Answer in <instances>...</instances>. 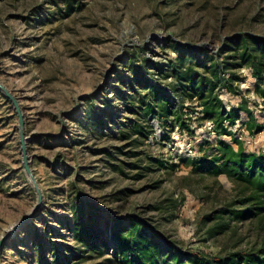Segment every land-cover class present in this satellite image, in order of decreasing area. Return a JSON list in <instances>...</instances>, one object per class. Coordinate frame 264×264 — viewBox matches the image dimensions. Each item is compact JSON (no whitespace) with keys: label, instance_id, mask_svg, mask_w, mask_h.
I'll use <instances>...</instances> for the list:
<instances>
[{"label":"rangeland","instance_id":"obj_1","mask_svg":"<svg viewBox=\"0 0 264 264\" xmlns=\"http://www.w3.org/2000/svg\"><path fill=\"white\" fill-rule=\"evenodd\" d=\"M246 37L264 41V0H0V80L43 193L0 264H264V44ZM203 58L234 123L179 98L173 71ZM22 159L0 89V238L38 200Z\"/></svg>","mask_w":264,"mask_h":264},{"label":"trees","instance_id":"obj_2","mask_svg":"<svg viewBox=\"0 0 264 264\" xmlns=\"http://www.w3.org/2000/svg\"><path fill=\"white\" fill-rule=\"evenodd\" d=\"M243 40H246V44L247 46H249L251 43H258L264 44V41H261L255 37H246ZM239 42L241 41L238 40ZM234 45H237L238 42L235 40ZM246 54L248 53V50H245ZM246 54H244V56H246ZM251 58V56L248 58L247 61H244L242 63V65H251L254 73L257 76L261 75V71H260V63L262 61H249ZM196 68L193 70V68H185V71H177L174 70L173 71V77L175 78V81L173 82H178L177 86L180 88V97L181 100H183L184 97H189L192 100L197 99L200 103V106H202L203 108V113L204 116L203 118L206 120H211L213 121V123H215L216 125L218 124H224L226 120H228L231 123H234L237 119H238V114L239 111L243 110L242 108H235V107H231V109H227L226 106H223V103L221 101V99L219 98V93H216V101H218L220 103V110L219 111H215L214 107H211L209 105L210 101L212 99H210V96L215 92V90L218 87H221L220 85H215L213 84V82L216 80L219 82H221V79L217 78V75H219V70H218V66H215L214 68L210 67L209 65V61L208 59H198L197 65L195 66ZM229 67H226V69H228ZM178 69V68H177ZM180 70V68H179ZM213 70L214 73H216V75L214 77H208L209 75V71ZM239 77V76H238ZM237 75H231V78L228 79L224 84H225V88H231V83H233L234 80L238 79ZM132 83V82H131ZM132 88H136V85H134V83H132ZM152 87H150L149 89H151ZM221 88L218 89V91ZM151 92L149 93V95H151V97H155V98H161V97H165L164 93H159L157 89L155 90H150ZM231 91V90H230ZM209 98V99H208ZM160 100V99H158ZM160 111L165 113L169 112V107L167 104L159 106ZM262 127L259 128V130H261ZM224 132H227V130H225ZM222 145V143H221ZM242 259H243V264L244 263H248L249 260V256L246 253L242 254ZM196 260L201 263V264H227V262H224L220 257L218 256H213V257H207L204 253H200L197 254L196 256Z\"/></svg>","mask_w":264,"mask_h":264},{"label":"water","instance_id":"obj_3","mask_svg":"<svg viewBox=\"0 0 264 264\" xmlns=\"http://www.w3.org/2000/svg\"><path fill=\"white\" fill-rule=\"evenodd\" d=\"M0 89L3 91V93L11 100L13 103L19 117V130H20V142H21V151H22V162L24 166V170L26 174L28 175L31 183L33 184L35 191L37 192V203L34 206V208L24 217L22 218L17 224L12 226L6 233L0 238V254L7 243V241L23 226L27 225L29 222H31L39 210L41 209L42 203H43V193L42 190L38 184V181L36 179V176L32 170L30 160H29V154H28V148H27V136L25 132V118L24 114L22 112L21 106L16 99V97L13 95V93L1 82L0 80Z\"/></svg>","mask_w":264,"mask_h":264}]
</instances>
